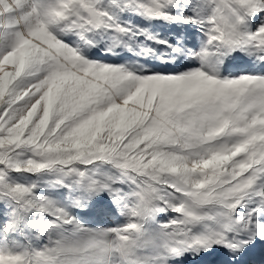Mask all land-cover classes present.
Instances as JSON below:
<instances>
[{
	"label": "snow or ice",
	"instance_id": "snow-or-ice-1",
	"mask_svg": "<svg viewBox=\"0 0 264 264\" xmlns=\"http://www.w3.org/2000/svg\"><path fill=\"white\" fill-rule=\"evenodd\" d=\"M0 264H264V0H0Z\"/></svg>",
	"mask_w": 264,
	"mask_h": 264
},
{
	"label": "trees",
	"instance_id": "trees-1",
	"mask_svg": "<svg viewBox=\"0 0 264 264\" xmlns=\"http://www.w3.org/2000/svg\"><path fill=\"white\" fill-rule=\"evenodd\" d=\"M82 215L87 219L89 222L99 225V226H106L107 224L111 222H121L123 219L119 216H117L114 213H109L104 216H98L95 211H88L85 210Z\"/></svg>",
	"mask_w": 264,
	"mask_h": 264
},
{
	"label": "rangeland",
	"instance_id": "rangeland-1",
	"mask_svg": "<svg viewBox=\"0 0 264 264\" xmlns=\"http://www.w3.org/2000/svg\"><path fill=\"white\" fill-rule=\"evenodd\" d=\"M160 30H161V31H164V32L167 31L166 29H163V28H161ZM168 34L171 35V33H168ZM121 223H123V220H122L121 222H118V223H116V222H111V223L107 224L106 226H115V225H117V224H121Z\"/></svg>",
	"mask_w": 264,
	"mask_h": 264
},
{
	"label": "bare ground",
	"instance_id": "bare-ground-1",
	"mask_svg": "<svg viewBox=\"0 0 264 264\" xmlns=\"http://www.w3.org/2000/svg\"><path fill=\"white\" fill-rule=\"evenodd\" d=\"M258 252H259V246H257V254H258Z\"/></svg>",
	"mask_w": 264,
	"mask_h": 264
}]
</instances>
